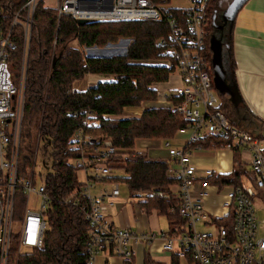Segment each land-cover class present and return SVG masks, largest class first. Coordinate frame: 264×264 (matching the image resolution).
I'll return each mask as SVG.
<instances>
[{"label": "built area", "instance_id": "built-area-1", "mask_svg": "<svg viewBox=\"0 0 264 264\" xmlns=\"http://www.w3.org/2000/svg\"><path fill=\"white\" fill-rule=\"evenodd\" d=\"M39 2L45 0H27L24 6L26 42ZM53 2L58 18L65 16L76 21H157L163 17L162 11L149 0ZM191 3L192 7L184 11L185 25L168 16L172 46L168 50L169 59L163 63L172 77L167 83L178 84L171 89H158L155 99L157 105L169 107L186 123L172 139L160 141L169 156L166 174L177 181L179 205L175 212L183 223L168 222L166 233L157 227L138 233L109 220L108 212L120 194L118 184L108 181L116 164L110 161L115 148L109 137L86 130L97 127L99 121L89 113L85 114L82 125L73 130L69 138V147L77 151L69 162L76 172L81 170L84 175L83 182H79V193L85 202L80 209L89 225L85 264H95L98 255H103L108 264L113 259L118 264H138V254L142 256L140 264H143L145 253L159 264H264V238L258 233L264 221L258 219L254 208L257 203L258 208L264 210V129L234 124L218 109L220 102L214 94L217 91L211 81V65L204 53L206 0H191ZM18 24L15 16L11 26ZM161 43L165 42L162 40ZM11 47L9 34L0 35V264L9 263L11 252L17 257L40 248L48 204L42 177L35 172L37 141L32 145L31 164L25 169L24 176L16 174L24 83L21 77L16 86L9 70L6 51ZM24 70L25 63L22 75ZM172 100L178 101L173 103ZM148 106L145 102L135 109L123 108L118 118L138 116ZM101 116L111 118V115ZM178 135H183L184 140L176 143L174 140ZM207 137L224 139L225 142L216 149L235 154L233 163L237 160L239 168H242L243 155L246 156L249 169L240 171L236 184L221 185L216 178L233 170L198 169L192 161L191 152L200 147L186 149V145ZM210 176H214L213 182L208 181ZM242 176L247 183L243 182ZM210 188L222 197V201L215 204L224 211L223 214L206 211L205 201ZM17 189L23 195V208L20 228L13 236L12 202ZM131 201L135 202V199L131 198Z\"/></svg>", "mask_w": 264, "mask_h": 264}, {"label": "trees", "instance_id": "trees-1", "mask_svg": "<svg viewBox=\"0 0 264 264\" xmlns=\"http://www.w3.org/2000/svg\"><path fill=\"white\" fill-rule=\"evenodd\" d=\"M26 1L0 0V35L9 34L12 44L6 51V61L13 81L19 86L22 77L24 83L16 174L24 176L25 169L31 164L32 145L37 141V164L42 160L40 165L49 168H45L47 172L44 175L38 173L42 177L48 204L40 248L17 257L11 252L8 264H85L89 225L80 209L85 202L79 193L81 187L76 168L69 162L77 155V151L69 147V138L73 130L82 125L81 120L88 113L98 119L99 125L86 130L109 137L115 148L110 161L116 164L108 181L127 186L130 197L144 213L154 210L164 215L168 222L181 225L183 220L175 212L179 205L178 185L166 174L167 161L150 159L134 148L138 139L170 140L179 128L186 126L169 107L155 103L158 87L172 78L163 63L169 59L168 50L172 46L169 18L185 25V10L165 7L170 0H149L162 11L160 20L81 22L65 16L58 18L54 9L39 2L26 42L23 29ZM220 5L221 0H206L204 53L211 65L210 39L216 32L219 33L223 38V57L229 61L231 68L233 23L222 21L221 12L218 13ZM15 16L19 24L12 27ZM214 25L221 26V29L215 30ZM121 40L130 41L122 55L89 57L85 53L87 49H102ZM210 73L213 76L212 67ZM88 75L110 76L113 81L98 83L85 90L72 89L75 82L84 80ZM177 101L172 100L173 103ZM145 102L149 106L138 116L118 118L123 108L135 109ZM218 109L228 118L235 117L237 123L245 122L247 128L264 129V121L251 115L248 117L242 110L233 112L223 98ZM101 115L117 118L104 119ZM224 142V139L207 137L187 144L186 149L197 146L219 148ZM115 170L120 174H116ZM239 175L238 166V170L216 178L221 185L236 184ZM213 180L214 176L208 179L209 182ZM156 192L161 195H156ZM143 193L148 195L141 196ZM22 202L23 195L17 189L11 218H17V212L21 215ZM143 256V264H159L146 253Z\"/></svg>", "mask_w": 264, "mask_h": 264}, {"label": "crops", "instance_id": "crops-1", "mask_svg": "<svg viewBox=\"0 0 264 264\" xmlns=\"http://www.w3.org/2000/svg\"><path fill=\"white\" fill-rule=\"evenodd\" d=\"M218 34L216 32L217 38L222 41L223 38H221L220 34L218 36ZM231 39L233 67L231 65L232 69L230 68L229 61L225 58L223 60V69L225 74L228 72L227 76L229 78L227 81H230L236 89L234 90V100L231 101L228 95H222V98L229 104L233 112L238 113V111L242 110L247 113L248 117L251 115L257 120L264 121V0H248L244 4L233 23ZM82 81H85V87H92L103 82H111L108 77L98 75H88ZM177 84L173 86L166 82L158 88L162 90L171 89L176 87ZM111 118L115 117L111 116ZM233 120L234 124L246 126L245 122L237 123L235 117ZM175 138L174 142L176 143L184 140L183 135H178ZM157 150L163 157L162 161H169V156H167L161 143L157 146ZM234 155L226 150L216 148H195L190 154L192 161L198 169L211 168L220 172H228L230 170L228 167L233 164ZM149 158L151 159L152 157ZM133 203L141 213L138 214L142 216L141 220L135 225L134 230L128 225L127 215L123 208L124 200H121L119 197L108 212L109 220L114 222V218L117 217V224L115 222L114 224L121 228H130L138 233L149 228L157 227L156 215L160 214L154 210L146 214L135 202ZM216 204L214 203V205L209 206L205 204L206 211L223 214L224 211ZM150 217H153V219L150 220ZM136 257L138 264H140L142 256L138 254ZM96 258L95 264L106 263L103 255H98ZM109 264H118V262L113 259Z\"/></svg>", "mask_w": 264, "mask_h": 264}, {"label": "rangeland", "instance_id": "rangeland-1", "mask_svg": "<svg viewBox=\"0 0 264 264\" xmlns=\"http://www.w3.org/2000/svg\"><path fill=\"white\" fill-rule=\"evenodd\" d=\"M231 1L232 0H221V5H220L219 10H218V13L221 12V16H222L224 10L226 9L227 5ZM44 4H45V7H48L51 9H53V7H54L53 0H45ZM165 7L188 10L192 7V3H191V0H170L169 4ZM129 45H130L129 40H121L114 45H107L106 47H104L102 49H97V48L87 49L85 51V53L87 56H96V57H107V56L109 57V56H114V55H122L127 51V48ZM105 77H108L110 79V81H113L112 77H110V76H105ZM72 89H74L76 91L87 89V87H85V81H78V82L74 83L72 86ZM214 94H215V97L217 98V100L220 102L222 100V98H221L222 95H219L217 92H215ZM230 109H231V107H230ZM230 120H233V119L230 118ZM135 143H136L135 148H134L135 150H138L140 152L145 153L146 155H148V157H152V158H155L158 160H162L163 157L160 154V152L157 150V146L160 145L158 140L148 141V140H144V139H138V140H136ZM40 161L42 163V160H40ZM247 162L248 161L246 160V156L243 155L242 168H240V171H242L243 168L246 170L249 169L247 166ZM40 164L36 165L35 172L39 173L40 175H44L47 172L46 169L48 167L46 165H43L44 167H42L41 166L42 164L41 165ZM228 169L236 171V170H238V166H237V164L233 163L232 165H230L228 167ZM114 172L116 174H120V172L117 170H115ZM76 173H77L78 182H83L84 175L81 172V170L77 171ZM242 180L244 183H247L245 176H242ZM36 183H38V178H36ZM95 186L97 187V184ZM118 186H119V193H120L119 198L121 200H124V207L123 208L125 210V214L127 215L128 225L130 228H132L134 230L135 225L142 218V216L140 215L141 213L139 212V210L137 209L135 204L131 201V197H130L129 191L127 189V186H125L124 184H120ZM208 193L210 195H209V197H207V200L205 201L206 205H208V206L214 205V203H216V202L219 203L222 201V197L215 195L216 193L211 188L208 189ZM31 199H33V196L31 197ZM254 208L256 210V214H257L258 219L260 221H264V210L259 209L257 203L254 205ZM135 211H136V213H135ZM138 213H140V214H138ZM16 217L17 218H15V217L13 218L12 226H11V231L13 232V236L16 233H18V230L20 228L21 219H22L20 213H18V212L16 213ZM149 219L151 220V219H153V217L152 218L150 217ZM117 221H118L117 217L114 218V222L116 224H117ZM168 224H169L168 220L166 219V217L164 215H156V226H157V228H159V230L161 232H164V233L167 232V230L169 229ZM258 233L261 237L264 238V224H262V227H261V229H259ZM12 242H13V239H12L11 243Z\"/></svg>", "mask_w": 264, "mask_h": 264}, {"label": "water", "instance_id": "water-1", "mask_svg": "<svg viewBox=\"0 0 264 264\" xmlns=\"http://www.w3.org/2000/svg\"><path fill=\"white\" fill-rule=\"evenodd\" d=\"M248 0H232L222 14V21L227 24L234 23L236 16L240 9ZM84 22V21H81ZM215 30L221 29V26L214 25ZM211 51V67H212V84L219 95H228L234 98V90L236 89L229 81H227L225 71L223 69L224 53L222 49V42L212 35L210 39ZM96 57V56H89ZM108 57V56H107Z\"/></svg>", "mask_w": 264, "mask_h": 264}, {"label": "flooded vegetation", "instance_id": "flooded-vegetation-1", "mask_svg": "<svg viewBox=\"0 0 264 264\" xmlns=\"http://www.w3.org/2000/svg\"><path fill=\"white\" fill-rule=\"evenodd\" d=\"M216 35V34H215ZM218 36H219V34H218ZM217 37V36H216ZM223 40V39H222Z\"/></svg>", "mask_w": 264, "mask_h": 264}]
</instances>
